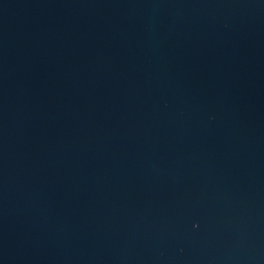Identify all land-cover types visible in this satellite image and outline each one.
Here are the masks:
<instances>
[{"label":"water","instance_id":"1","mask_svg":"<svg viewBox=\"0 0 264 264\" xmlns=\"http://www.w3.org/2000/svg\"><path fill=\"white\" fill-rule=\"evenodd\" d=\"M0 264H264V0H0Z\"/></svg>","mask_w":264,"mask_h":264}]
</instances>
